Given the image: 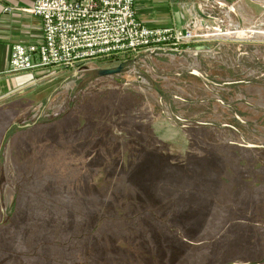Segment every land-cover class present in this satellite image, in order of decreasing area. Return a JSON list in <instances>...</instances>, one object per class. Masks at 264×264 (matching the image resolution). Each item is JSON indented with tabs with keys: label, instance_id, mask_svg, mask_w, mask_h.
<instances>
[{
	"label": "rangeland",
	"instance_id": "rangeland-1",
	"mask_svg": "<svg viewBox=\"0 0 264 264\" xmlns=\"http://www.w3.org/2000/svg\"><path fill=\"white\" fill-rule=\"evenodd\" d=\"M256 18L36 74L0 111V264H264Z\"/></svg>",
	"mask_w": 264,
	"mask_h": 264
},
{
	"label": "built area",
	"instance_id": "built-area-1",
	"mask_svg": "<svg viewBox=\"0 0 264 264\" xmlns=\"http://www.w3.org/2000/svg\"><path fill=\"white\" fill-rule=\"evenodd\" d=\"M33 1L29 11L42 19L43 40L38 44L20 42L12 46L11 73L41 69L56 74L57 69L62 68L77 75L92 59L115 54L152 57L183 52L181 45L185 43L218 40L223 34L245 32L239 22L235 23V30L224 25L223 31L216 28L205 31L150 28L137 18L135 0ZM260 4L263 9L257 22L264 21V0H260ZM226 17L233 24L228 13ZM247 32L252 31L247 29Z\"/></svg>",
	"mask_w": 264,
	"mask_h": 264
},
{
	"label": "crops",
	"instance_id": "crops-1",
	"mask_svg": "<svg viewBox=\"0 0 264 264\" xmlns=\"http://www.w3.org/2000/svg\"><path fill=\"white\" fill-rule=\"evenodd\" d=\"M197 3L205 14L215 18L209 20V23L216 26H229L226 13L235 24L239 22L238 17L242 23L247 18L251 21V18L260 16L263 9L260 0H135L134 9L137 18L150 28L173 27L186 31L193 25L204 31L212 29L200 24L201 18L195 10ZM33 4V0H0V111L31 85L36 74L44 72L41 69L9 72L11 48L14 44H38L43 40L42 19L29 11ZM197 46L198 43L195 42L181 45L186 50Z\"/></svg>",
	"mask_w": 264,
	"mask_h": 264
},
{
	"label": "water",
	"instance_id": "water-1",
	"mask_svg": "<svg viewBox=\"0 0 264 264\" xmlns=\"http://www.w3.org/2000/svg\"><path fill=\"white\" fill-rule=\"evenodd\" d=\"M195 10L198 13L199 17L201 18L200 24L202 26H204L205 28H216L220 31H223L224 29H226V27H220V26H216V25H211L209 23V20H214L215 18H213L212 16L205 14L204 11L202 10L200 4H196L195 5ZM235 11V10H234ZM239 19V25L242 26V22L240 20V17H238ZM191 28H194L193 25L190 26ZM237 35H243V31H239ZM225 40H231V41H239V39L237 38H232V39H225ZM127 63L126 62H122L120 63L118 66L112 67V68H105V69H100L98 70V74L99 75H112V74H118L121 73L125 70Z\"/></svg>",
	"mask_w": 264,
	"mask_h": 264
},
{
	"label": "bare ground",
	"instance_id": "bare-ground-1",
	"mask_svg": "<svg viewBox=\"0 0 264 264\" xmlns=\"http://www.w3.org/2000/svg\"><path fill=\"white\" fill-rule=\"evenodd\" d=\"M225 35H227V34H223V35H221V36H225ZM256 35H261V36H263L264 35V29H257V34ZM220 36V37H221ZM226 37V36H225Z\"/></svg>",
	"mask_w": 264,
	"mask_h": 264
}]
</instances>
